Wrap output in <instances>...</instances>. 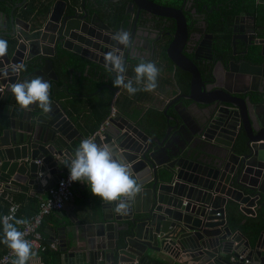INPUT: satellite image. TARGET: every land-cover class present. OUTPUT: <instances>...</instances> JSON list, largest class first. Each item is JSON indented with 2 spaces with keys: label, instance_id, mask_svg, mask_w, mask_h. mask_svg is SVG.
I'll return each mask as SVG.
<instances>
[{
  "label": "water",
  "instance_id": "obj_1",
  "mask_svg": "<svg viewBox=\"0 0 264 264\" xmlns=\"http://www.w3.org/2000/svg\"><path fill=\"white\" fill-rule=\"evenodd\" d=\"M88 1L95 5V0ZM105 1L122 5L125 0ZM27 2L16 4L9 15L0 12V36L10 39L7 52L0 56V189L39 194L50 191L62 178L61 159H72L66 148L79 132L65 100L50 97L58 76L49 57L57 54L60 45L89 62L86 70L94 64L100 67L101 89L115 92L119 88L109 80L116 74L106 66L105 56L93 54L105 55L115 49L122 55L125 50L122 76L138 61L147 59L128 56L140 36L134 34L138 20L145 13L150 20L153 18V32L160 33V37L149 43L141 36L139 42L150 44L151 55L165 49L167 56L162 59L173 64L174 72L180 70L189 76L186 88L176 80L177 92L163 110L166 123L162 138L155 136L159 130L156 122H134L121 114L111 119L101 136L95 137L94 142L111 146L126 158L139 185L132 199L124 198L123 209L116 210V201L103 202L101 212L131 223L118 226L115 233L113 220L105 228H85L74 216L72 225L60 222L55 229L49 228V235L58 236L50 239L58 241L63 264L65 260L68 264H152L156 258L183 264H264V232L252 247L240 231L228 226L225 211L233 201L245 215L256 216L254 207L264 199V40L257 33L264 30L259 26L258 8L264 0H254V14L241 12L234 18L231 47L236 50L242 45V56H223L225 50L211 31L206 15H202L204 31L195 47L196 54L208 51L209 56H186L189 35L183 10L151 0H128L125 15L135 13L134 23L126 18L119 31L104 23L99 27L102 37L95 42L90 39L95 25L86 0L82 10L76 0H54L45 9L43 19L35 23L16 16L17 8ZM246 16L251 24L246 23V33H238L239 20ZM170 19L176 22V29L165 33L164 29H170ZM121 29L130 35L127 45L114 39ZM137 49L143 51L140 44ZM89 52L92 56H83ZM36 76L50 84L47 112L36 105L18 109L10 92L12 83ZM187 108L200 112L194 128L183 121L182 111ZM75 192L74 198L79 189ZM107 245L106 254L102 250ZM230 256L243 259L233 263Z\"/></svg>",
  "mask_w": 264,
  "mask_h": 264
},
{
  "label": "crops",
  "instance_id": "obj_2",
  "mask_svg": "<svg viewBox=\"0 0 264 264\" xmlns=\"http://www.w3.org/2000/svg\"><path fill=\"white\" fill-rule=\"evenodd\" d=\"M53 1L54 0H42L43 4H41V6L45 5L46 8L44 9H47V7ZM258 8L261 17L259 26L262 27L264 26V5H259ZM16 16L27 22V19L21 14ZM28 22L32 23V21L30 20H28ZM246 23L251 24L250 18L248 16L240 18L238 33H243V34L246 33V29L248 26L246 25ZM242 27L244 29L240 30V28ZM257 33L259 34V39L264 40V30H258ZM135 43H137V45L140 44V49H143V51H141L142 54H145L147 52L150 53V48L148 44H143L142 42L140 43L138 40L136 42L134 41L132 48ZM261 47L262 46H260V48ZM257 51H259V49L255 50L254 52ZM53 57L54 56L49 58L53 60ZM142 57L147 58L143 61H152L159 69L156 80L157 86L155 89L151 91L142 90V83L140 85H136L135 80L133 79L135 75L133 69L137 63L142 61L140 60L134 66L129 68L123 75V79L125 82H127L129 79H133L134 86H137L139 89L135 94L130 95L122 85L121 86L113 85L114 88L117 87L119 88L115 92H112L108 88H102L92 96H85V97H72L65 95L61 97L56 96L57 100L59 101L65 100L66 103L65 108L68 111V114L70 115L71 119L73 120V123L75 124V128L79 132V136L74 140H72L71 142H69L66 148V150L72 157L81 140L80 136H83V138H88L89 136L95 134L100 129L101 125L105 122V120L111 115L113 108L115 109L117 115L121 114L133 120L134 122L142 123V121H144L145 123H148V125L153 122H156L155 119L151 117L150 114H148V112L155 111V113L163 114V110L166 108L170 98H172V96L177 92L176 80H178V83H180V80H182V75H183L182 71L177 70L176 72H174L173 64L169 61L167 62L165 59H162L163 58L162 56H155L154 58H151L152 56H142ZM255 61L262 62V59H259V61L255 59ZM94 66L97 67L98 69H101L95 64ZM88 72L89 70L85 71L86 74ZM247 72H249V69H247ZM254 73L256 74L255 76L256 78L260 77L257 75L258 70H255ZM71 76H74V74L72 75V72H71ZM169 111L172 112L173 109H170ZM182 112L184 114L183 121H185V123H187L189 126L194 128L197 118L200 115V112H197L195 108H191V109L187 108ZM164 134H165L164 126L159 125V130L157 131L155 136L162 138ZM70 161H71L70 156H64V158L61 159L62 162L60 167L61 176L65 175L66 171L68 170L67 166L70 164ZM146 178L147 175L145 177L143 176L144 180H146ZM76 189H79V193L77 197L73 198L72 201L66 205V208L63 211H61L60 213H54L49 218H47L42 227L43 228L42 232L45 240L49 241L48 242L49 244L52 242L57 243L58 250L55 251L59 252L58 264H63L64 260L62 259V253L59 251L58 241L57 240L52 241L50 239L52 235H49L48 233L49 228L55 229V227H57L61 223H64L66 226L72 225V223H75L76 221L74 216H77L79 219L82 220L85 228L86 226L89 225L102 226L105 228L107 224L114 223L115 233L118 226L120 227V226H124L125 224L131 223L130 220H116L115 217H113L110 213H107V216L103 215V213L101 212V203H103V201L99 200L96 196L92 195L89 189L87 188L86 184L76 181L74 185V190L76 191ZM7 192L12 194L19 202H24L26 204L30 202V199H36L40 203L41 200L47 199L50 193V191H45L42 194H39L34 192H26V191L24 192L20 190L18 192H13V191H7ZM130 199H132V197ZM74 205H76V207ZM139 205H140V209H142V203H139ZM135 207L136 205L134 204L132 206V209L135 210ZM91 230L92 229L89 227L88 232H90ZM94 232L95 231H93L92 233ZM53 236H56V238L58 239L57 234L55 235L54 233ZM94 238L98 240V237L96 235L94 236ZM102 238L104 243H108V240H106L104 236H102ZM106 247H108V245L105 246L102 251H105V253L107 254L109 252V249H107ZM34 251L38 252L37 250ZM37 254L38 253H34V255L30 257L28 264H44L42 260V256ZM102 260L103 258L98 261H102ZM153 260L155 263L152 264H183L179 261H171V260L166 263L165 261L159 258ZM65 264H68L67 260H65Z\"/></svg>",
  "mask_w": 264,
  "mask_h": 264
},
{
  "label": "clouds",
  "instance_id": "obj_3",
  "mask_svg": "<svg viewBox=\"0 0 264 264\" xmlns=\"http://www.w3.org/2000/svg\"><path fill=\"white\" fill-rule=\"evenodd\" d=\"M114 39L119 44L129 43V35L125 31L116 33ZM7 50V41L0 39V56H3ZM105 64L116 74L113 85H122L130 95L139 90L134 86L133 79L136 85L142 83L144 91H151L157 86L159 69L152 61L142 60L137 63L133 69L134 78L127 82L121 75L124 72L123 57L117 54L115 49L105 54ZM49 88L50 84L47 80L36 76L12 83L10 92L18 109L28 110L30 106L36 105L47 112L50 107ZM125 160L126 158L118 155L111 146L99 145L92 139L82 138L67 166L68 179L86 184L91 194L103 202H118L116 210L119 211L125 207L122 202L124 198L131 197L139 191V185L131 175ZM0 225H2L0 244L6 245L14 253L15 259L12 264H26L29 257L34 255L32 245L24 239V233L15 224L4 219L0 221Z\"/></svg>",
  "mask_w": 264,
  "mask_h": 264
},
{
  "label": "trees",
  "instance_id": "obj_4",
  "mask_svg": "<svg viewBox=\"0 0 264 264\" xmlns=\"http://www.w3.org/2000/svg\"><path fill=\"white\" fill-rule=\"evenodd\" d=\"M22 1L23 0H0V12L9 15L14 6ZM151 1L161 4L160 0ZM199 3L201 5L196 8V11L201 15L207 16L211 31L217 36L220 35V33L225 32L227 39L231 38L232 22L237 15L241 12H246L251 15L256 12L254 0H199ZM41 4H43L42 0H28L26 6L24 5L17 8L15 13L16 15L21 14L27 19V21L30 20L32 23L39 22L43 19L46 12L44 9L46 6H41ZM125 4L126 2L119 5L120 9L118 10L116 16L107 20L110 26L119 28L121 22L127 18L125 15ZM170 29L171 33L175 31V28L172 29L170 27ZM0 38L10 42L9 38L4 36H1ZM227 43L229 42L227 41ZM161 54H166L165 49L161 51ZM53 62L54 70L58 76V81L53 83L50 97H53V95L57 97H61L63 95L72 97L92 96L101 89L103 84L100 82V71L92 65L93 67H90L88 69L89 72L86 74L85 69L89 62L67 52L61 45L58 47L57 54L53 57ZM71 72L74 76H71ZM182 74V80H180V82L183 87L186 88L188 87L189 76L184 72H182ZM114 79L115 78H112L111 80ZM148 114L155 119L158 125H165L166 118L162 113L150 111ZM6 194L7 193H4L0 196V221L2 215L7 212V206L10 205V203L5 199ZM14 201L21 204V208L15 220L16 227L18 225L17 220L28 219L39 210L40 203L36 199H30L28 204L19 202L15 197ZM51 215L47 216L46 219ZM226 220L228 226L232 230L240 231L249 240L251 246L255 247L261 234L264 232V199L258 205L256 216L245 215L240 210V206L237 203L230 201L226 207ZM0 235H2V225H0ZM46 241L45 244L48 245L49 241ZM6 248V245L0 244V256L5 253L4 251ZM34 250L35 249L32 247L33 253H38L37 255L42 256L44 264H58V251L50 248H47L45 251L37 250L38 252H35ZM32 256L33 255L30 257ZM29 259L26 264L29 263Z\"/></svg>",
  "mask_w": 264,
  "mask_h": 264
},
{
  "label": "flooded vegetation",
  "instance_id": "obj_5",
  "mask_svg": "<svg viewBox=\"0 0 264 264\" xmlns=\"http://www.w3.org/2000/svg\"><path fill=\"white\" fill-rule=\"evenodd\" d=\"M116 1V0H115ZM124 2H128V0H125ZM201 2V1H200ZM160 3L166 7H171L174 9H182L183 10V14L187 20L188 23V41L187 44L185 46V55L186 56H209L208 51H205L203 53L198 52L196 54V41L198 39V37L200 36L201 33H203L204 31V24L202 21V15L199 14L196 11V8L201 5L199 3V0H160ZM95 5L91 4V1L89 2L88 0H86L85 2V6L86 9H90V16L91 18H93L94 21V25L91 29V34L93 35V37H90V39H93V41L95 42L96 39H100L102 37V30L99 28L101 27L104 23L107 24L109 27H111L112 30H117L119 31V28H114L112 26H110V24H108L107 20H110V18L115 17L118 10L120 9L119 7V2H106L105 0H95L94 1ZM82 5H83V0H76V6L82 10ZM130 15L129 18H132V22L135 18V13ZM153 17V16H152ZM106 19V21H105ZM151 20H153V18H151ZM150 20V16L146 15L145 13H142L139 20H138V24L136 26V30L134 31L135 37L137 35L138 36L136 39H140V37H145L146 40L149 41V43L153 42L154 40L157 41V39L160 37V33L156 34L154 31L153 32V23ZM122 23V22H121ZM134 23V22H133ZM167 23L169 24V27H171L172 29H176V22L172 19L167 20ZM234 24V20L232 22V26ZM121 25V24H120ZM128 25H125V28H127ZM239 27V25H238ZM133 30V26L131 28V31ZM171 29H164L163 31H165V33H169L168 31ZM239 30V29H238ZM237 30V31H238ZM121 31H125V29H121ZM126 32V31H125ZM231 36H233L231 34ZM130 37V35H129ZM153 38V39H152ZM209 39V38H208ZM207 39V40H208ZM217 39L219 40L220 44L222 45V47L225 50V54L223 56H233V53L237 54V56H242L243 54V49H242V45H237V49L233 50L231 47V38L227 39L225 36V32L220 33V35L217 36ZM227 41L229 43H227ZM149 48H150V44ZM228 44H230L228 46ZM137 43L134 44L133 48L131 49L129 52L128 56H167V53L165 51L166 54H161V53H156L155 55H150L149 52L142 54L141 51H138L137 49ZM152 52V49H150ZM230 50V53L229 51ZM233 50V52H232ZM227 51V52H226ZM121 56H125L126 52L125 50L123 52H121ZM120 55V54H119ZM83 56H92L89 53H84ZM93 56H105L104 54L102 55L101 53H95V55L93 54ZM95 67V66H94ZM97 68V67H96ZM112 79V78H111ZM109 80L110 84H113V80Z\"/></svg>",
  "mask_w": 264,
  "mask_h": 264
},
{
  "label": "built area",
  "instance_id": "obj_6",
  "mask_svg": "<svg viewBox=\"0 0 264 264\" xmlns=\"http://www.w3.org/2000/svg\"><path fill=\"white\" fill-rule=\"evenodd\" d=\"M116 115V111L113 108L111 115L101 125L100 129L88 138L94 141L97 135L101 136L106 127L110 126L111 119ZM68 176L69 172L67 170L65 175L57 182L56 186L50 190L49 197L40 201L39 210L36 214L25 220H17L19 221L17 228L24 233V239L28 240L35 250L45 251L47 248L58 250L56 242H52L48 245L45 244L46 240L41 229L47 216L54 213H60L74 198L76 194L74 190L76 181H69ZM4 193H7L5 199L10 205L7 206V212L2 216V220L7 219L9 223L14 224L16 216L21 208V204L14 201V197L11 196L12 194L8 193L5 189H0V196ZM257 207L258 206L254 207L256 211ZM14 259V253L11 249L7 248L5 253L0 256V264H12ZM241 259H243V256H240L239 258L230 256V261L233 263H237Z\"/></svg>",
  "mask_w": 264,
  "mask_h": 264
}]
</instances>
